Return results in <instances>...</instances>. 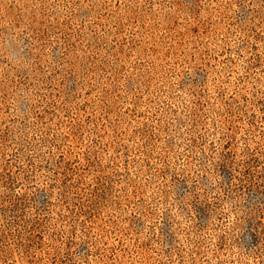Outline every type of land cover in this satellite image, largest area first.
<instances>
[{"label": "rangeland", "instance_id": "374dc122", "mask_svg": "<svg viewBox=\"0 0 264 264\" xmlns=\"http://www.w3.org/2000/svg\"><path fill=\"white\" fill-rule=\"evenodd\" d=\"M0 264H264V0H0Z\"/></svg>", "mask_w": 264, "mask_h": 264}]
</instances>
